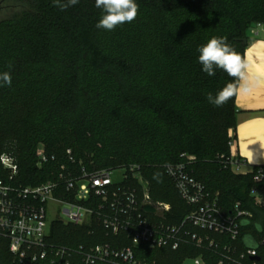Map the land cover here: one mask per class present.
Returning a JSON list of instances; mask_svg holds the SVG:
<instances>
[{
  "label": "trees",
  "instance_id": "1",
  "mask_svg": "<svg viewBox=\"0 0 264 264\" xmlns=\"http://www.w3.org/2000/svg\"><path fill=\"white\" fill-rule=\"evenodd\" d=\"M17 1L22 10L0 21V72L12 77L11 86L0 87V156L16 159L14 185L35 187L51 178L53 163L36 166L39 144L57 157L71 150L96 169L136 165L152 201L169 204L167 221L176 224L191 208L164 167L185 154L195 158L194 179L218 195L224 212L237 203L253 212L243 236L264 228V208L249 198L252 175L222 164L231 153L240 80L220 69L209 76L198 62V47L212 36L226 37L244 60L251 30L264 26V0H137L138 17L113 31L96 27L102 12L95 0L66 10L54 0ZM228 85L236 91L227 103L208 102V93ZM8 176L0 163V180ZM112 240L98 228L54 222L49 241L90 248ZM199 255L218 264L214 252L189 246L146 250L144 258L182 264ZM0 264H18L2 238Z\"/></svg>",
  "mask_w": 264,
  "mask_h": 264
},
{
  "label": "built area",
  "instance_id": "2",
  "mask_svg": "<svg viewBox=\"0 0 264 264\" xmlns=\"http://www.w3.org/2000/svg\"><path fill=\"white\" fill-rule=\"evenodd\" d=\"M257 24L250 34L257 35ZM223 159V167L239 175H252L249 198L255 207L264 208V165L250 167L233 152ZM179 163L164 167L181 200L191 208L179 223L170 224L169 204L154 202L140 167H124L123 180L114 184V169H96L75 160L72 151L62 156L49 155L43 144L36 149L37 168L54 164L51 178L35 187L14 185L16 159L12 154L0 156L2 168L9 173L0 180V238L7 240L8 250L18 264H158L144 258L148 251L180 252L185 247L214 252L218 264H264V228L258 234L243 236L244 223L250 225L253 212L237 203L229 213L194 179L190 167L195 158L181 155ZM55 207L48 220V207ZM150 206L154 213L144 210ZM54 222L88 229H100L112 241L93 247L78 248L51 243ZM243 236V237H242ZM255 244L250 254L246 238ZM205 264L203 255L186 258L182 264Z\"/></svg>",
  "mask_w": 264,
  "mask_h": 264
},
{
  "label": "clouds",
  "instance_id": "3",
  "mask_svg": "<svg viewBox=\"0 0 264 264\" xmlns=\"http://www.w3.org/2000/svg\"><path fill=\"white\" fill-rule=\"evenodd\" d=\"M79 3V0H54V4L61 10ZM95 7L101 10L96 27L105 31H113L116 28L132 23L139 15L137 0H95ZM198 62L202 71L209 76H214L217 69L223 70L229 76L245 82L244 87L255 86L258 79L250 81L246 70L249 68L241 55L236 52L223 36H212L208 41L198 47ZM12 77L8 71L0 72V87L11 86ZM236 91L235 85H228L213 95L208 93V102L216 107L223 106ZM246 245L250 247V254L255 255V244L251 238H246Z\"/></svg>",
  "mask_w": 264,
  "mask_h": 264
},
{
  "label": "crops",
  "instance_id": "4",
  "mask_svg": "<svg viewBox=\"0 0 264 264\" xmlns=\"http://www.w3.org/2000/svg\"><path fill=\"white\" fill-rule=\"evenodd\" d=\"M256 36L250 35L244 61L249 65L246 75L250 81L258 79L259 83L246 88L240 80L235 99L236 129L230 131L235 137L233 152L250 167L264 165V26Z\"/></svg>",
  "mask_w": 264,
  "mask_h": 264
},
{
  "label": "rangeland",
  "instance_id": "5",
  "mask_svg": "<svg viewBox=\"0 0 264 264\" xmlns=\"http://www.w3.org/2000/svg\"><path fill=\"white\" fill-rule=\"evenodd\" d=\"M22 10L21 4L17 0H5L0 2V21L13 17L15 14L19 13ZM256 31H259L260 28H256ZM253 38H256V35L250 34ZM125 171L123 168L114 169L111 173V180L114 184L119 183L123 180ZM56 209L53 206L48 207V220H51L54 217ZM184 264H191L190 261H186Z\"/></svg>",
  "mask_w": 264,
  "mask_h": 264
},
{
  "label": "water",
  "instance_id": "6",
  "mask_svg": "<svg viewBox=\"0 0 264 264\" xmlns=\"http://www.w3.org/2000/svg\"><path fill=\"white\" fill-rule=\"evenodd\" d=\"M144 210H145L146 212H149V213H154V209H153L152 207H150V206H146V207H144Z\"/></svg>",
  "mask_w": 264,
  "mask_h": 264
}]
</instances>
